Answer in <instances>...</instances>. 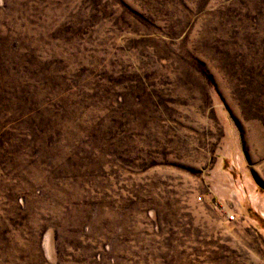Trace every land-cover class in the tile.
Returning <instances> with one entry per match:
<instances>
[{
    "label": "rangeland",
    "instance_id": "obj_1",
    "mask_svg": "<svg viewBox=\"0 0 264 264\" xmlns=\"http://www.w3.org/2000/svg\"><path fill=\"white\" fill-rule=\"evenodd\" d=\"M0 264H264V0H0Z\"/></svg>",
    "mask_w": 264,
    "mask_h": 264
},
{
    "label": "built area",
    "instance_id": "obj_2",
    "mask_svg": "<svg viewBox=\"0 0 264 264\" xmlns=\"http://www.w3.org/2000/svg\"><path fill=\"white\" fill-rule=\"evenodd\" d=\"M232 218H233V217H232V216H230V219H231V220H232Z\"/></svg>",
    "mask_w": 264,
    "mask_h": 264
}]
</instances>
